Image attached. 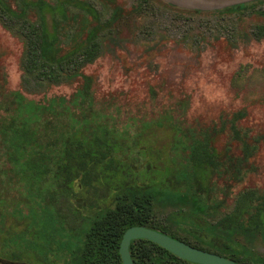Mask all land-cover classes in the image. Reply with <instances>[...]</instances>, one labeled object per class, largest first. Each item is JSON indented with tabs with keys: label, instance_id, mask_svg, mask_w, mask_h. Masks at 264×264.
<instances>
[{
	"label": "trees",
	"instance_id": "trees-1",
	"mask_svg": "<svg viewBox=\"0 0 264 264\" xmlns=\"http://www.w3.org/2000/svg\"><path fill=\"white\" fill-rule=\"evenodd\" d=\"M148 4L150 0H141L129 13L142 15ZM254 5L213 13L246 12ZM73 9L82 13H72ZM32 13L37 17L34 21ZM123 14L118 6L104 20L87 1L19 0L18 9H13L0 0V24L24 45V92L29 80L45 90L83 79L69 104L64 98L42 104L28 99L24 92L9 91L0 69V257L23 260L30 256L43 264L57 260L63 264H123L120 245L124 233L145 226L236 262L245 263L239 259L244 255L262 264L252 247L258 240L264 244V191L245 188L235 197L231 211L211 221L226 205L225 199L218 198L219 193L227 195L225 188L218 187L219 181L242 182L261 139L250 142L232 124L230 130L242 155L220 157L212 142L226 130L225 123L219 128L187 124L190 102L186 97L178 103L177 116L175 111L165 113L177 140L171 155L174 168L165 174L155 171L153 165L148 171L132 169L142 165L136 156L137 151L144 156L142 132L159 126L165 117L153 121L137 117L141 133L130 135L136 138L128 143L123 141L126 132L118 128L116 114L107 115L97 106L91 80L82 73V68L103 53L104 38ZM47 15L52 16V27ZM78 20L83 28L89 25L84 36L64 30V24ZM245 38L263 40L264 24ZM156 95L153 90L152 100ZM246 116L245 109L239 112V118ZM124 143L130 150L128 156ZM77 181L80 191L74 187ZM79 196L85 197L89 210H96L93 215L76 207ZM169 208L175 209L166 218L169 223L153 218L156 211ZM170 224L182 226L198 243L178 237ZM130 253L134 264H193L147 240L133 241Z\"/></svg>",
	"mask_w": 264,
	"mask_h": 264
},
{
	"label": "rangeland",
	"instance_id": "rangeland-1",
	"mask_svg": "<svg viewBox=\"0 0 264 264\" xmlns=\"http://www.w3.org/2000/svg\"><path fill=\"white\" fill-rule=\"evenodd\" d=\"M5 1L13 9H18L19 0ZM47 1L52 3V0ZM77 1L90 2L104 20L109 18L115 7L124 9L123 17L112 33L104 38L103 53L93 64L82 68V73L91 80V93L97 106L104 108L107 115L116 114L118 128L126 132L123 141L135 139L130 136L134 132L137 135L141 133L142 127L138 128L135 122L137 117L144 121L166 119L164 124L142 132L145 144L140 149L144 151V156H140L138 151L136 153L142 165L132 169L146 168L148 171L153 165L155 171L165 174L167 169L174 168L171 155L176 150L177 140L165 113L175 111L177 116L179 101L187 97L190 102L185 118L187 124L200 123L205 127L219 128L225 123L226 130L218 133L212 142L220 157L226 153L235 158L242 155L241 145L230 130L232 124L247 135L250 142L255 138L261 139L256 154L247 166L249 171L244 180L219 181L218 187L225 188L227 195L219 193L218 198L225 199L226 205L211 221L215 222L231 211L235 197L245 188L264 191V39L257 42L245 38L256 26L264 24V0L245 3L255 4L249 11L224 14L213 13L224 9L179 8L163 0L166 4L150 0L152 5H146L142 15L129 13L141 0ZM72 13L82 12L73 9ZM36 18L35 13L30 15L33 21ZM46 18L49 27H52V16L47 15ZM79 20L71 25L64 24V30L84 36L89 25L83 28ZM23 53L22 41L0 24V69L6 75L9 91L24 92ZM29 81L28 90L23 94L42 104H49L55 98H64L69 104L83 85V79L79 77L44 90L37 81ZM153 90L157 93L155 100L151 96ZM217 92H221L223 98L210 99ZM243 109L247 111V116L241 119L238 115ZM124 145L128 156L130 150L127 144ZM179 150L182 149L177 148ZM122 159L127 161L125 156ZM230 185L231 188H228ZM74 187L80 191L78 181ZM74 204L83 214L93 215L96 212L86 207L83 196L75 199ZM174 210L156 211L153 218L169 223L166 218ZM170 229L178 237L192 244L198 243L182 226L170 224ZM252 252L264 264V244L260 240L256 241ZM252 258L239 255V259L246 264H254ZM26 261L43 264L30 256ZM54 264L63 262L57 260Z\"/></svg>",
	"mask_w": 264,
	"mask_h": 264
},
{
	"label": "water",
	"instance_id": "water-1",
	"mask_svg": "<svg viewBox=\"0 0 264 264\" xmlns=\"http://www.w3.org/2000/svg\"><path fill=\"white\" fill-rule=\"evenodd\" d=\"M252 1L255 0H215L211 3L208 0H187L190 5L189 9L204 11L225 9ZM169 4L175 5L173 3ZM136 240L150 241L166 249L176 257L193 264H240L219 254L196 248L186 242L145 226L131 227L124 233L120 245V256L123 264H134L130 253V245Z\"/></svg>",
	"mask_w": 264,
	"mask_h": 264
},
{
	"label": "crops",
	"instance_id": "crops-1",
	"mask_svg": "<svg viewBox=\"0 0 264 264\" xmlns=\"http://www.w3.org/2000/svg\"><path fill=\"white\" fill-rule=\"evenodd\" d=\"M163 1L166 3H173V4L177 5V7H179V8H188L189 9V7H190L187 0H163ZM208 1L211 3L212 1H215V0H208Z\"/></svg>",
	"mask_w": 264,
	"mask_h": 264
},
{
	"label": "flooded vegetation",
	"instance_id": "flooded-vegetation-1",
	"mask_svg": "<svg viewBox=\"0 0 264 264\" xmlns=\"http://www.w3.org/2000/svg\"><path fill=\"white\" fill-rule=\"evenodd\" d=\"M238 263H240V264H246V263H242V262H238ZM0 264H29V262L26 261V259H23V260H13V259H1L0 258ZM254 264H256V263H254Z\"/></svg>",
	"mask_w": 264,
	"mask_h": 264
},
{
	"label": "clouds",
	"instance_id": "clouds-1",
	"mask_svg": "<svg viewBox=\"0 0 264 264\" xmlns=\"http://www.w3.org/2000/svg\"><path fill=\"white\" fill-rule=\"evenodd\" d=\"M223 98L221 92H217L215 96L210 97V99Z\"/></svg>",
	"mask_w": 264,
	"mask_h": 264
}]
</instances>
